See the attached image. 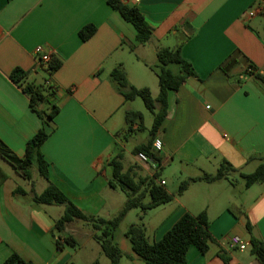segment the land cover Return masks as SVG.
Wrapping results in <instances>:
<instances>
[{
	"label": "crops",
	"instance_id": "0c3cea01",
	"mask_svg": "<svg viewBox=\"0 0 264 264\" xmlns=\"http://www.w3.org/2000/svg\"><path fill=\"white\" fill-rule=\"evenodd\" d=\"M123 1L137 5L153 26L146 44L107 0H0V138L23 156L28 140L47 128L42 151L50 180L84 212L106 219L127 200L122 188L109 184L114 173L110 161L123 152L125 171L136 179L153 177L173 194L167 203L127 214L136 210L151 241L161 239L184 213L205 210L213 241L206 253L191 245L187 264H264L251 249L252 235L264 241V181L247 186L243 176L264 162V87L247 69L264 74V0ZM89 24L96 30L83 40L80 30ZM181 43L195 74L169 91L168 114L156 134L163 142L157 153L160 166L154 169L134 151L150 137L138 141L133 135L138 125L126 128V112L136 108L112 71L122 66L130 84L151 89V84L139 82L150 66L149 44L156 57L152 65L161 69L158 49ZM38 46L62 60L56 71L50 73L38 61ZM233 54L236 60L221 67ZM18 67L26 73L23 83L50 81L55 87L50 102L42 105L60 107L54 128L31 107L23 86L11 79ZM166 67L180 72L177 63ZM224 159L238 170L214 182L192 181L177 192L183 180L215 173ZM0 174V264L13 252L36 264H77L74 246L59 237L71 234L75 220L64 231L56 228L64 207L34 202L31 186L19 183L24 176L4 158ZM19 187L27 192H17ZM234 236L247 247L230 249ZM127 238L117 241L124 253L120 264H146Z\"/></svg>",
	"mask_w": 264,
	"mask_h": 264
},
{
	"label": "trees",
	"instance_id": "16d2710c",
	"mask_svg": "<svg viewBox=\"0 0 264 264\" xmlns=\"http://www.w3.org/2000/svg\"><path fill=\"white\" fill-rule=\"evenodd\" d=\"M111 6L119 10L123 17L130 21L137 30V39L140 43L146 44L152 37L153 26L145 18L140 8L134 4L125 3L123 0H107ZM96 30V26L89 24L80 30V36L83 40L88 39ZM183 43L175 47H161L157 51V57L162 63L158 73L159 94L154 97L149 87H137L129 83L127 73L121 66L112 71V76L117 82L119 89L123 92L127 100H133L141 97L146 107L154 114L153 125L150 128V139L147 143H142L135 147L134 151H145L150 156L159 160L158 152L153 147V142L158 130L168 114V94L170 90H177L185 82L188 76L194 75L195 71L192 63L182 55ZM131 48H134L132 45ZM236 60V55H230L221 67H226ZM177 63L180 72L175 74L166 66L169 63ZM62 65V60L53 56L52 61L47 68L50 73L56 71ZM252 68L251 66H248ZM254 79L264 87V74L252 69L249 71ZM13 81L20 83L24 91L30 95L31 107L41 116L49 126H54V118L59 112L60 107L55 103L49 108H43L44 103H49L48 96L54 94L55 87L46 82L43 84L23 83L26 73L21 68H16L10 74ZM126 124L129 130H133L135 124L139 129L144 128L143 113L137 109H131L125 115ZM54 128V127H53ZM47 128H41L26 145V151L23 156L15 154L8 145L0 138V155L6 159L14 169L30 180L32 199L39 204L62 205L64 212L61 217L56 219V228L64 231L66 225L76 219H82L91 224L95 230L100 233L95 235V239L101 246L102 251L109 257V264H120L124 253L114 241V233L121 222L126 218L130 210L141 208L143 211L157 207L172 200L173 194L166 187L155 181V178L141 177L136 179L134 175L124 170L123 152L118 153L110 163L114 167L113 179L109 184L113 187L119 186L127 194V200L123 207L109 219L97 217L84 212L74 201H72L64 191H62L54 182L50 180L49 162L46 160L42 151V145L48 138ZM36 165L42 177L48 184L45 189L38 192L35 182L32 178V168ZM238 169L227 159H224L215 173L204 171L201 175L183 180L178 188V193L186 190L192 181L214 182L226 178L231 172ZM0 174V181L2 179ZM246 185L264 181V162H261L251 173H243ZM144 187V188H143ZM17 192L26 193V189L19 187ZM150 196V201H145L146 196ZM249 232H252V225L249 220L246 222ZM126 236L131 240L133 250L138 254L146 264H187V251L191 245L197 246L203 253L210 249L213 235L210 231V221L207 211H202L196 215L189 212L184 213L175 224L157 241H151L147 235L145 224L142 221L131 223L126 232ZM67 244L76 246L77 239L71 234H61ZM57 245L62 247V242L57 240ZM251 249L258 255L264 263V241L251 236ZM2 264H36L26 260L19 253L13 252L5 259ZM67 264H76L71 261ZM90 264H100L99 259H95Z\"/></svg>",
	"mask_w": 264,
	"mask_h": 264
},
{
	"label": "rangeland",
	"instance_id": "374dc122",
	"mask_svg": "<svg viewBox=\"0 0 264 264\" xmlns=\"http://www.w3.org/2000/svg\"><path fill=\"white\" fill-rule=\"evenodd\" d=\"M148 64L150 66H147V72H146V78L139 80V82H146L147 84H151V90L153 92V95L156 96L159 92V78H158V72L160 71V66L156 65L153 66L152 63L156 59L153 49L151 48V45L148 46ZM152 67V68H151ZM145 84V83H142ZM134 108L140 110L143 113V124L144 128L138 130L133 135L135 138H137L138 141H145L150 137V128L153 125L154 121V114L151 110H149L143 99L141 97H137L133 99ZM128 129L127 124L125 125ZM1 156V155H0ZM3 157H0V162ZM32 178L35 181V186L37 190L41 191L45 186L47 185L46 180L39 174L38 168L36 165L32 168ZM19 183L22 184L24 187H30L31 182L27 178H19ZM171 186V185H170ZM62 208V206H61ZM136 210H133L117 227L115 234H114V241L117 242L119 240H122L126 237V230L128 226L132 222L141 221L138 219L137 214L135 212ZM71 234L75 236L77 239L76 246L73 247L74 250L77 251V264H90L92 261H94L96 258L100 260V264H109V257L102 251L101 246L98 244V242L91 237L92 233L94 232H100L99 230H95L93 226L87 222H85L82 219H76L70 226ZM128 239V238H127Z\"/></svg>",
	"mask_w": 264,
	"mask_h": 264
},
{
	"label": "built area",
	"instance_id": "2783aa9c",
	"mask_svg": "<svg viewBox=\"0 0 264 264\" xmlns=\"http://www.w3.org/2000/svg\"><path fill=\"white\" fill-rule=\"evenodd\" d=\"M35 54H36V57H37L38 61L41 64L45 65L46 68H48L49 64H50V62L52 61V58H53L52 53L49 52V51L44 50L42 46H38L36 48V50H35ZM252 69H253V67L249 68V71L252 70ZM47 84H51V82L47 81ZM153 147H154L155 151H157V152L162 150L163 142H162V139L160 137H155L154 142H153ZM137 157L142 162L150 163L153 166L154 169H158L159 166H160L158 160H156L155 158L150 156L145 151H139L137 153ZM162 183H165V181L163 180ZM228 247L230 249H236L237 248V249H241L242 250V249H245L247 247V243L242 241L239 236H234L228 242Z\"/></svg>",
	"mask_w": 264,
	"mask_h": 264
}]
</instances>
